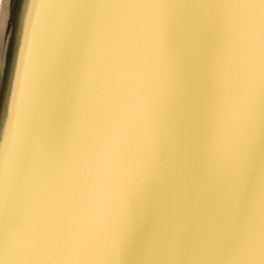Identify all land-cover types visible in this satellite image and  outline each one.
<instances>
[{
    "label": "snow or ice",
    "instance_id": "obj_1",
    "mask_svg": "<svg viewBox=\"0 0 264 264\" xmlns=\"http://www.w3.org/2000/svg\"><path fill=\"white\" fill-rule=\"evenodd\" d=\"M31 3L34 7L36 0ZM90 6L130 13L146 9L151 15L97 23L82 57L77 52L73 58L75 103L66 125L54 116L56 146L41 178L38 205L48 240L59 249L54 264H104L106 247L118 250L134 200L143 209L144 194L160 176L162 138L175 136L178 127L173 119L177 65L168 41V10L178 5L174 0H96ZM206 6L220 11L221 29L209 94L204 99L193 94L191 103L202 122L199 148L209 171L223 170L243 145L235 176L239 202L250 161L257 151L264 153V0H208ZM28 83L22 55L17 73L22 108L17 115L14 94L7 132L0 136V215L24 135ZM180 143L173 140L171 146ZM33 237L31 227L13 232L0 264H18L20 245ZM251 247L242 233L234 251L239 255ZM258 264H264V244Z\"/></svg>",
    "mask_w": 264,
    "mask_h": 264
},
{
    "label": "bare ground",
    "instance_id": "obj_2",
    "mask_svg": "<svg viewBox=\"0 0 264 264\" xmlns=\"http://www.w3.org/2000/svg\"><path fill=\"white\" fill-rule=\"evenodd\" d=\"M95 2L45 0L43 5L36 0L34 7L31 0L0 2V136L7 132L14 94L17 115L22 108L23 90H17L22 55L24 74L29 75L24 135L0 215L2 255H7L5 248L13 232L33 229L32 242L20 245L18 264H54L59 252L48 240L49 228L38 205L44 193L41 178L56 146L54 116L59 114L66 125L75 103L74 56L79 52L82 57L97 23L151 15L146 9L130 13L90 6ZM174 2L178 6L168 10V41L177 65L173 112L177 131L175 136L162 138L160 176L144 194L143 209L134 200L124 238L118 250L106 247L109 259L104 264H258L264 244V179L257 193L251 195L245 188L238 202L235 176L243 145L237 146L223 170L209 171L208 158L199 148L202 122L191 103L193 94L200 99L209 94L221 13L207 7L208 0ZM173 140H179L180 147H172ZM254 159L256 154L248 172ZM257 167L261 174L263 166ZM247 210L252 216L237 231ZM242 233H247L252 247L238 255L234 249ZM136 237L140 242L132 243ZM175 242L187 245L180 258L170 252Z\"/></svg>",
    "mask_w": 264,
    "mask_h": 264
},
{
    "label": "rangeland",
    "instance_id": "obj_3",
    "mask_svg": "<svg viewBox=\"0 0 264 264\" xmlns=\"http://www.w3.org/2000/svg\"><path fill=\"white\" fill-rule=\"evenodd\" d=\"M255 154H256V159L252 161L253 166L250 168L251 171L248 172V178L244 186V190L246 188V191L249 192L251 195L258 192V188L261 185L262 180L264 179V171H262L261 174L257 172L258 170L257 164H261L264 168V153L257 151ZM255 197L257 200L258 197L257 196ZM251 216H252L251 210H247L246 212L244 211V214L240 219V222L236 225L238 227L237 231L240 229V225L246 219L248 220Z\"/></svg>",
    "mask_w": 264,
    "mask_h": 264
},
{
    "label": "water",
    "instance_id": "obj_4",
    "mask_svg": "<svg viewBox=\"0 0 264 264\" xmlns=\"http://www.w3.org/2000/svg\"><path fill=\"white\" fill-rule=\"evenodd\" d=\"M145 221H147V220H145ZM186 238H188V236H186ZM140 240H141V238L136 237V239H134V238L131 239V242L132 243H138V242H140ZM129 245H128V247H129ZM185 247H187V245H183L182 243L175 242V245H173L172 250L170 249V252H171V254L174 255V257L176 256L177 258H180V256L182 255V249H184ZM151 258H153V257L151 256Z\"/></svg>",
    "mask_w": 264,
    "mask_h": 264
}]
</instances>
